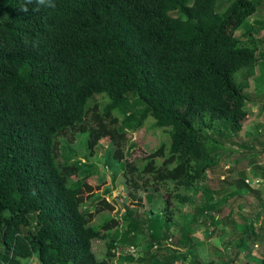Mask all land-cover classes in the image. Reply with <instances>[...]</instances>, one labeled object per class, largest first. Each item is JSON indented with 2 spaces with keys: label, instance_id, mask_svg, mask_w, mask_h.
<instances>
[{
  "label": "trees",
  "instance_id": "obj_1",
  "mask_svg": "<svg viewBox=\"0 0 264 264\" xmlns=\"http://www.w3.org/2000/svg\"><path fill=\"white\" fill-rule=\"evenodd\" d=\"M53 2L55 8L37 10L35 0H0V264H24L33 257L38 264H113L117 242L109 232L119 223L108 218L90 226L93 216L82 206L99 201V186L88 177L69 184L65 176L78 166L60 167L55 148L87 115L94 128L80 129L87 133L84 160L102 139H123L115 113L126 129L152 119L171 139L169 147H157L139 169H131L138 177L148 175L156 192L165 188L160 215L138 222L135 215L144 203L128 193L119 241L133 246L140 233L152 231L149 250L157 251L149 261L176 264L170 258L179 251L164 250L157 239L162 241L176 216L188 211L193 195L210 197L201 186L216 164L209 141L223 131L238 132L247 119L246 90L260 64V47L252 34L235 31L258 4L229 0L220 9V0ZM98 97L105 101L100 108ZM138 105L143 109L136 112ZM98 204L113 209L104 200ZM258 212L237 236L234 258L250 255L246 244H264ZM234 216L219 224L235 231ZM191 228V223L180 228L186 243ZM94 241L106 243L102 261L94 259ZM234 258H200L197 264H235ZM253 261L264 264V248Z\"/></svg>",
  "mask_w": 264,
  "mask_h": 264
},
{
  "label": "rangeland",
  "instance_id": "obj_2",
  "mask_svg": "<svg viewBox=\"0 0 264 264\" xmlns=\"http://www.w3.org/2000/svg\"><path fill=\"white\" fill-rule=\"evenodd\" d=\"M252 1L258 4L257 11L246 20L241 28L235 31V35L249 37L248 34H252L260 47L257 56L260 55L261 61H264V0ZM228 3L229 0H220L219 8L224 9ZM246 97L245 110L248 115L242 128L238 132L223 131L224 135L215 134L209 141L216 164L208 170L206 180L201 186H205L206 190L211 192L210 197L205 198L203 192L193 195L190 210L188 208L182 216L179 215L181 218L176 216L174 221L176 225L170 228L168 234H164L162 241L157 239V246L161 244L164 250L170 248L172 252L179 251L177 255H172L173 257L170 258L176 261V264H197L199 262L197 259L200 258L203 262L211 259L232 260L235 256L237 236L242 234L244 223L247 224L250 217L259 210L258 213L262 216L260 219L264 222V208L260 207V204L264 203V62L261 67L259 65L256 67L254 75L250 78ZM95 102L99 108L105 103L102 97H98ZM142 109L143 107L138 105L135 111ZM131 113L133 114V111ZM114 116L119 119L118 131L125 132L123 139H102L94 148L92 156L84 160L87 133L80 132V129L90 131L94 128L91 115H87L80 124L81 126L66 131L58 138V146L55 148L56 160L60 167L78 166L76 173L66 174L65 177L69 184L76 179L88 177L91 184L99 186V201L94 198L93 202L83 204L82 210L92 214L91 227L101 225L108 218H113L119 223L117 228L109 232V237L117 242L113 264H154L151 263L155 262L154 260L149 261L151 252L155 255L157 251V249L154 250L155 247L149 250V245L152 244L149 235L152 231L144 230V234L140 233L134 240L135 245L133 246L123 245L119 239L123 237L126 229L125 220L122 218L125 216L124 203L127 202L128 193L133 192L134 198L142 199L144 203V207L135 215L138 222L146 224L149 219L160 215L161 202L166 193L165 188L156 192L155 185L151 184L152 180L148 175L138 177L136 172H131V169L133 167L139 169L145 162L144 158L147 154L157 147L161 145L169 147L171 139L167 130L156 129L153 126L152 119H147L142 126L134 130V128L122 127L120 122L123 117L121 115L115 113ZM132 124L136 126L135 121ZM128 178L139 188L135 189L134 183L130 185L126 181ZM244 182L249 187H245ZM105 190H110V192L105 194L103 193ZM148 196H154L152 202L147 201ZM103 200L113 209L108 210L98 204ZM219 204L220 208L216 209ZM210 205H213V208L208 209L207 206ZM100 208L103 209L98 212ZM230 213L235 214V231L232 230L231 225L219 224ZM240 215L246 218L245 222L240 220ZM187 223H191L192 226L189 233L192 239L189 243L180 237L179 232L180 228ZM201 242L202 246L192 249ZM245 248L250 255L240 253L238 258H234V263L257 264L253 261V257L261 256L264 244L258 243L255 246L246 244ZM106 251L105 241L93 242L92 253L96 261L104 260ZM157 258L159 262L162 256ZM23 262L24 264H38L35 257Z\"/></svg>",
  "mask_w": 264,
  "mask_h": 264
},
{
  "label": "clouds",
  "instance_id": "obj_3",
  "mask_svg": "<svg viewBox=\"0 0 264 264\" xmlns=\"http://www.w3.org/2000/svg\"><path fill=\"white\" fill-rule=\"evenodd\" d=\"M31 2V0H29ZM36 5H37V10H39L40 7H45V8H55V3L53 0H35ZM23 11H27V8H23Z\"/></svg>",
  "mask_w": 264,
  "mask_h": 264
},
{
  "label": "crops",
  "instance_id": "obj_4",
  "mask_svg": "<svg viewBox=\"0 0 264 264\" xmlns=\"http://www.w3.org/2000/svg\"><path fill=\"white\" fill-rule=\"evenodd\" d=\"M258 57H259V61H260V64H259V66L261 67V65H262V63H263L264 61H261V60H262V58H261V56H260V55H259Z\"/></svg>",
  "mask_w": 264,
  "mask_h": 264
}]
</instances>
